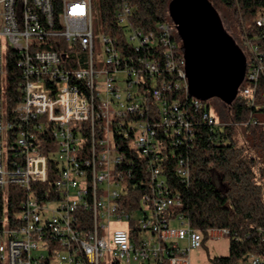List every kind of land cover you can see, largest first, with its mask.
<instances>
[{
  "label": "built area",
  "instance_id": "2783aa9c",
  "mask_svg": "<svg viewBox=\"0 0 264 264\" xmlns=\"http://www.w3.org/2000/svg\"><path fill=\"white\" fill-rule=\"evenodd\" d=\"M115 12L121 32L103 37L101 59L92 0H0V207L7 209L10 186L23 194L21 212L0 218V264H101L107 255L122 264L162 263L168 249L167 264H190L186 254L202 246V233L182 215L170 217L182 203L169 194L159 163L163 125L175 124L177 136L190 128L183 112L168 109L162 97L181 88L189 96L175 26L135 28L125 0H118ZM121 42L134 47L135 59L122 54ZM248 44L252 58L238 97L252 104L264 76V46ZM150 48L156 51L151 60L145 55ZM10 58H16L22 80L20 100L7 109L5 124ZM161 61L171 79H163ZM143 70L151 74L158 111L143 97ZM190 98L196 106L203 102ZM144 106L153 111L151 120ZM203 119L218 123L210 113ZM259 125L264 128L263 121ZM124 144L148 161L142 169L149 179L144 193L129 189L132 161ZM177 171L189 177L183 161ZM132 194H140L136 212L124 202ZM120 222H134L137 237L129 227L113 229ZM210 232L230 236L226 230ZM250 264H264V258L251 257Z\"/></svg>",
  "mask_w": 264,
  "mask_h": 264
},
{
  "label": "trees",
  "instance_id": "16d2710c",
  "mask_svg": "<svg viewBox=\"0 0 264 264\" xmlns=\"http://www.w3.org/2000/svg\"><path fill=\"white\" fill-rule=\"evenodd\" d=\"M60 0H56L57 4ZM132 9V25L145 32L159 28L160 24H171L169 4L171 0H125ZM217 8H225L233 12L242 36L254 45L264 46V24L258 26L257 21L264 18V0H210ZM118 0H99V11L104 30L110 34H119L120 26L116 21V5ZM175 33L178 49L183 54L182 42ZM122 54L135 59L134 47L125 42L118 43ZM155 49L145 51L151 59L156 58ZM142 54V53H141ZM133 60H129L132 62ZM78 67L74 65V68ZM163 79L171 75L167 72L163 61L160 62ZM8 86L6 90V106L9 111L20 100L19 87L22 76L16 66V58H10L7 64ZM143 97H147L151 108L158 111L153 96L151 74L143 70ZM160 84V81L157 82ZM168 100V109L177 106L183 112L184 120L190 128L181 131L178 136L173 132L174 125L164 124L159 134L163 149L159 154L162 166L161 179L165 182L169 194L178 195L182 205L170 211V217L182 215L190 226L207 237L212 230H226L230 233L229 254L211 259V264H250L251 257L264 258V76L257 82L256 99L248 104L238 97L231 105L221 104L219 107L205 105L196 106L181 88L162 96ZM216 99V98H215ZM219 100V99H216ZM220 101V100H219ZM213 108V113H212ZM146 117L153 111L143 108ZM212 114L218 121L210 125L203 119L204 114ZM257 122L256 125L252 124ZM246 123L243 132L233 123ZM179 123V122H178ZM178 125V124H177ZM166 129V130H165ZM240 129V130H239ZM188 132V133H187ZM123 150L131 159L133 177L129 179L130 190L144 193L148 188V172L146 158L133 153L128 145ZM183 161L188 169L189 177L178 173L179 163ZM124 200L129 209L136 212L139 207L140 194H132ZM23 194L16 186H10L8 200L0 207L1 215L8 217L21 212ZM7 211V212H6ZM1 221V220H0ZM13 225V224H10ZM2 224H0V229ZM130 233L137 237L136 224H130ZM168 247V246H167ZM167 250V249H166ZM170 250L165 252L164 261L143 264H167ZM113 264H122L115 261Z\"/></svg>",
  "mask_w": 264,
  "mask_h": 264
},
{
  "label": "water",
  "instance_id": "95a60500",
  "mask_svg": "<svg viewBox=\"0 0 264 264\" xmlns=\"http://www.w3.org/2000/svg\"><path fill=\"white\" fill-rule=\"evenodd\" d=\"M169 15L182 42L188 93L231 105L246 78L247 58L210 0H171Z\"/></svg>",
  "mask_w": 264,
  "mask_h": 264
},
{
  "label": "rangeland",
  "instance_id": "374dc122",
  "mask_svg": "<svg viewBox=\"0 0 264 264\" xmlns=\"http://www.w3.org/2000/svg\"><path fill=\"white\" fill-rule=\"evenodd\" d=\"M93 2V25H94V35H95V43H96V53L97 57L98 54L101 53L100 58L104 59L106 56L104 52H102V39L105 35L108 33L104 30L101 17H100V11H99V0H92ZM221 16V19L223 21L225 29L229 32V34L235 39L239 47L242 49L244 54L247 55V59L252 58V53L250 50V45L248 44V41L246 37L242 36V31L237 25L236 18L233 15L232 11H229L225 8H216ZM172 22V20H171ZM100 68V66H99ZM122 86L125 87V83H122ZM205 105H210L213 108L219 107L223 102L214 99H210L208 101L204 102ZM212 108V113L214 112ZM264 119V117H261ZM9 120V114L7 111V106L4 103L3 105V121L6 124ZM236 127L241 128L240 133L243 132V128H245L247 125L246 123H233ZM6 134V133H5ZM134 224V222H132ZM172 225L174 227H180L181 224L177 222H173ZM129 227V224L127 222H120L113 224V229L117 228H124L127 229ZM130 230V228L128 229ZM143 235L148 238L152 239L153 235L151 231H144ZM179 245L181 249L185 250L187 249V243L185 241H180ZM229 247H230V238L228 236H214L211 234V232L208 234L207 237L203 236V242L202 246L199 249H192L186 254V258L188 259L190 264H211V259L215 257H221L226 256L229 254ZM113 259L109 255L105 257V259L101 262V264H113ZM132 264H138L137 262H133Z\"/></svg>",
  "mask_w": 264,
  "mask_h": 264
},
{
  "label": "crops",
  "instance_id": "0c3cea01",
  "mask_svg": "<svg viewBox=\"0 0 264 264\" xmlns=\"http://www.w3.org/2000/svg\"><path fill=\"white\" fill-rule=\"evenodd\" d=\"M212 234V233H211Z\"/></svg>",
  "mask_w": 264,
  "mask_h": 264
}]
</instances>
